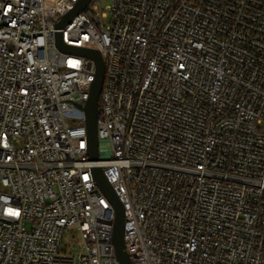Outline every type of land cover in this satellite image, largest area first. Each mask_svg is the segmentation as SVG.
<instances>
[{
  "label": "built area",
  "instance_id": "built-area-1",
  "mask_svg": "<svg viewBox=\"0 0 264 264\" xmlns=\"http://www.w3.org/2000/svg\"><path fill=\"white\" fill-rule=\"evenodd\" d=\"M0 0V264H264V0ZM100 53L98 153L85 106Z\"/></svg>",
  "mask_w": 264,
  "mask_h": 264
},
{
  "label": "water",
  "instance_id": "water-1",
  "mask_svg": "<svg viewBox=\"0 0 264 264\" xmlns=\"http://www.w3.org/2000/svg\"><path fill=\"white\" fill-rule=\"evenodd\" d=\"M90 0H80L77 4L76 8L71 11L66 16L62 17L57 27H63L68 24L75 16H77L80 12H82L85 7L88 5ZM57 45L58 47L65 52H75L82 55L87 56L88 58L94 60L96 63L97 73L96 79L92 84L90 96L85 106V115H86V123L88 129V148H89V156L92 161H98L100 159L98 153V127L97 121L99 117V106H100V95L103 88L104 77H105V64L99 52L93 50H85L77 47H68L65 45L60 36L57 37ZM94 179L102 190V192L106 195L110 203L112 204L116 219L114 226V235H113V243L116 248L117 257L120 264H133L130 261L129 254L126 251L125 245V209L123 204L120 202L118 196L114 192L112 186L107 182L103 170L101 168H95L93 170Z\"/></svg>",
  "mask_w": 264,
  "mask_h": 264
},
{
  "label": "rangeland",
  "instance_id": "rangeland-1",
  "mask_svg": "<svg viewBox=\"0 0 264 264\" xmlns=\"http://www.w3.org/2000/svg\"><path fill=\"white\" fill-rule=\"evenodd\" d=\"M101 1H102L103 6H106L108 4L107 1H105V0H101Z\"/></svg>",
  "mask_w": 264,
  "mask_h": 264
}]
</instances>
